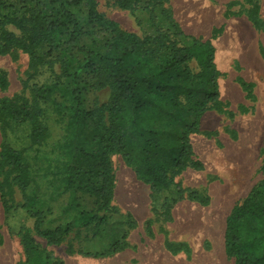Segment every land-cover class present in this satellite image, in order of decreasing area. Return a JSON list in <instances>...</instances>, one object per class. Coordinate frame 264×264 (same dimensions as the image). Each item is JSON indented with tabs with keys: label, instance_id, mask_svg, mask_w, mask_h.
Masks as SVG:
<instances>
[{
	"label": "trees",
	"instance_id": "16d2710c",
	"mask_svg": "<svg viewBox=\"0 0 264 264\" xmlns=\"http://www.w3.org/2000/svg\"><path fill=\"white\" fill-rule=\"evenodd\" d=\"M129 1L119 4L127 8ZM8 25L24 32L26 40L8 32ZM0 41V54L22 48L35 65L58 50L81 59L73 66L66 55H58L65 81L31 89L45 104L54 99L57 121L65 125L60 155L36 153L48 138L42 109L25 101L0 100V157L16 172L13 182L22 194L21 209L34 220L36 237L58 246L75 228L95 225L111 240L103 256L124 249L127 235H118L122 223L106 214L114 198V154H121L154 193L170 190L169 207L186 197L201 199L196 191L186 193L171 173L202 168L194 158L191 136L220 96L211 43L195 40L181 46L160 33L141 39L107 20L95 0H0ZM39 48L44 51L39 53ZM90 76L96 78L95 88H111L106 106H84L85 78ZM4 83L0 76V86ZM59 92L67 96V105L56 101ZM24 125L32 129L30 146L17 150L8 134ZM6 207L12 214L13 208ZM127 225L134 229L137 223L129 218ZM35 236L23 239L26 264H63L40 251ZM225 250L235 264H264V168L263 179L227 218Z\"/></svg>",
	"mask_w": 264,
	"mask_h": 264
},
{
	"label": "rangeland",
	"instance_id": "374dc122",
	"mask_svg": "<svg viewBox=\"0 0 264 264\" xmlns=\"http://www.w3.org/2000/svg\"><path fill=\"white\" fill-rule=\"evenodd\" d=\"M95 1L107 20L141 39L160 33L181 46H191L195 40L214 46L220 96L202 116L199 132L191 136L194 158L202 168L171 173L186 193L196 191L201 199L186 197L169 207L170 190L154 193L121 154H114V198L106 214L122 223L118 235H127L124 249L103 256L111 240L95 225L77 227L60 245L52 246L35 236L34 220L21 209L22 194L13 182L16 172L0 157V264H26V235L35 236L37 248L63 264H235L225 250L226 221L263 179L264 0H130L127 8L120 6L121 0ZM187 11L196 16L191 13L188 19ZM5 29L26 40V34L14 25ZM58 55H66L73 66L81 61L59 50L37 65L22 48L0 54V76L5 81L0 86V100L25 101L44 111L42 124L48 138L36 153L52 158L60 155L65 125L57 121L54 99L45 104L31 89L65 81ZM193 68L199 72L196 65ZM85 80L89 84L83 91L84 106H106L111 88H95L92 76ZM65 96L59 92L56 101L67 105ZM31 132V127L20 126L9 131L8 140L15 149H25L30 146ZM3 142L0 122V152ZM133 198L140 199V208L132 206ZM6 206L13 208L12 214ZM220 212L224 214L218 234H203L195 228L201 219ZM129 218L137 223L136 228H129Z\"/></svg>",
	"mask_w": 264,
	"mask_h": 264
},
{
	"label": "bare ground",
	"instance_id": "6f19581e",
	"mask_svg": "<svg viewBox=\"0 0 264 264\" xmlns=\"http://www.w3.org/2000/svg\"><path fill=\"white\" fill-rule=\"evenodd\" d=\"M131 200V199H130ZM132 201V206L135 209H138L141 207V201L140 199H135L133 198ZM224 212H220L218 214L212 213L208 215L205 219H201L195 228L199 230L200 233L203 234H218L221 230V225H222V217H223Z\"/></svg>",
	"mask_w": 264,
	"mask_h": 264
},
{
	"label": "crops",
	"instance_id": "0c3cea01",
	"mask_svg": "<svg viewBox=\"0 0 264 264\" xmlns=\"http://www.w3.org/2000/svg\"><path fill=\"white\" fill-rule=\"evenodd\" d=\"M186 13L188 14L187 15L188 19H190V15H192L191 13L194 14L193 16H196V13L194 11H187Z\"/></svg>",
	"mask_w": 264,
	"mask_h": 264
}]
</instances>
